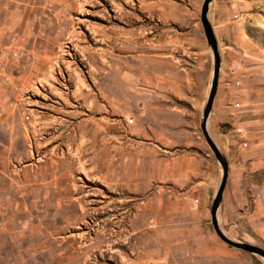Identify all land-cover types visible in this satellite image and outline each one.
Listing matches in <instances>:
<instances>
[{
  "label": "rangeland",
  "instance_id": "rangeland-1",
  "mask_svg": "<svg viewBox=\"0 0 264 264\" xmlns=\"http://www.w3.org/2000/svg\"><path fill=\"white\" fill-rule=\"evenodd\" d=\"M204 1L0 0V264H225L192 253L225 244L195 203L218 168ZM208 20V132L264 166V0Z\"/></svg>",
  "mask_w": 264,
  "mask_h": 264
},
{
  "label": "crops",
  "instance_id": "crops-1",
  "mask_svg": "<svg viewBox=\"0 0 264 264\" xmlns=\"http://www.w3.org/2000/svg\"><path fill=\"white\" fill-rule=\"evenodd\" d=\"M225 143L223 153L228 161V171L218 209L219 227L229 238L264 250V166H259L256 160H240L241 154L236 147L230 146L229 139ZM230 157L238 158L239 163H231ZM216 169L201 181L199 185H203V188L198 189V199L195 200L209 219L210 205L221 179L219 166ZM225 245L210 236L208 243L195 246L192 253L194 258L201 260H222L225 264H232L233 259L227 255L232 256L233 252Z\"/></svg>",
  "mask_w": 264,
  "mask_h": 264
},
{
  "label": "water",
  "instance_id": "water-1",
  "mask_svg": "<svg viewBox=\"0 0 264 264\" xmlns=\"http://www.w3.org/2000/svg\"><path fill=\"white\" fill-rule=\"evenodd\" d=\"M211 0H205L200 13V21L202 24L204 36L207 42V45L210 49L212 55V74L211 81L209 85V90L206 98V102L204 104L202 115H201V123L200 129L202 135L210 148L215 160L218 163V166L221 170V179L218 184L217 190L214 194L210 205V223L216 234V236L226 245L242 250L246 253L256 255L264 260V250L257 246H253L251 244L244 243L240 240H234L229 238L219 227L218 223V209L221 203L222 194L225 188L226 179H227V171H228V161L226 156L221 152V150L217 147L213 139L211 138L208 129L207 123L212 110L213 101L215 99L217 93V86L220 74V65H221V56L219 52V47L217 44V40L213 31V28L208 20V5Z\"/></svg>",
  "mask_w": 264,
  "mask_h": 264
},
{
  "label": "built area",
  "instance_id": "built-area-1",
  "mask_svg": "<svg viewBox=\"0 0 264 264\" xmlns=\"http://www.w3.org/2000/svg\"><path fill=\"white\" fill-rule=\"evenodd\" d=\"M246 145H247L246 141H243L242 146L246 147Z\"/></svg>",
  "mask_w": 264,
  "mask_h": 264
},
{
  "label": "bare ground",
  "instance_id": "bare-ground-1",
  "mask_svg": "<svg viewBox=\"0 0 264 264\" xmlns=\"http://www.w3.org/2000/svg\"><path fill=\"white\" fill-rule=\"evenodd\" d=\"M212 136V135H211ZM213 137V136H212ZM220 216V215H219ZM225 232V231H224Z\"/></svg>",
  "mask_w": 264,
  "mask_h": 264
}]
</instances>
